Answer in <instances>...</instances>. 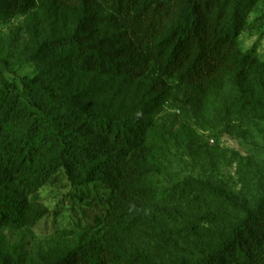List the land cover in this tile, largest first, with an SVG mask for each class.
<instances>
[{
	"label": "rangeland",
	"instance_id": "obj_1",
	"mask_svg": "<svg viewBox=\"0 0 264 264\" xmlns=\"http://www.w3.org/2000/svg\"><path fill=\"white\" fill-rule=\"evenodd\" d=\"M238 1L218 0L225 8ZM112 2L35 0L0 10V86L16 91L14 83L22 89L23 78L40 76L59 92L82 95L100 114L150 121L145 179L121 197L97 180L79 193L62 172L30 194L0 179V195L21 200L23 214L47 211L28 225L0 226V264H54L80 249L97 264H191L236 226L243 202L261 198L264 149L259 154L251 144H260L264 121L245 120L237 100H264V73L239 75L233 61L246 54L262 60L264 0L249 5L230 63L196 82L160 63L144 65L153 56L127 38L123 6ZM63 36L96 50L75 62L45 48L46 39ZM111 59L145 75L131 83L123 70L110 74L94 64ZM246 253L233 257L236 264H264V243Z\"/></svg>",
	"mask_w": 264,
	"mask_h": 264
},
{
	"label": "trees",
	"instance_id": "obj_2",
	"mask_svg": "<svg viewBox=\"0 0 264 264\" xmlns=\"http://www.w3.org/2000/svg\"><path fill=\"white\" fill-rule=\"evenodd\" d=\"M31 1L35 0H0V10L6 7L21 10ZM252 2L240 0L230 8L218 0H124L123 4L114 0L112 3L123 6L120 12L126 21L127 38L134 44L139 42L137 45L147 48L148 55L153 56L144 65L151 69L160 63L166 73L178 71L182 78L196 82L211 78L230 63L228 53L235 46V36ZM44 44L56 55L75 62H80L78 56L96 47L77 43L68 36L48 38ZM255 59L246 54L233 61L237 74L264 73V55L261 61ZM94 64L110 74L124 71L112 59L97 60ZM124 74L132 83L145 72L131 70ZM20 83L22 89L13 84L16 91L0 86L1 180H15L27 194L36 192L57 172H62L79 193L96 180L112 186L120 197L121 191L126 194L139 188L137 184L142 182V177L145 179L148 170L146 154L151 143L146 134L152 130L150 121H139L133 114H100L89 107L82 95L59 92L40 76L23 78ZM237 105L239 112L248 113L245 120L264 121V100H248L241 94ZM259 140L260 144L251 145L262 154L264 135ZM21 203L0 195V226L28 225L47 213L38 206L35 211L23 214ZM239 207L242 215L236 226L205 257L191 264H236L235 255L246 257L249 247L264 243V189L257 203L243 202ZM86 252L83 249L71 252L54 264H97Z\"/></svg>",
	"mask_w": 264,
	"mask_h": 264
}]
</instances>
